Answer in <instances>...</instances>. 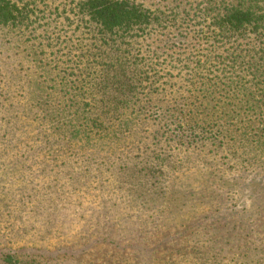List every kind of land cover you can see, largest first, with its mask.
I'll return each mask as SVG.
<instances>
[{"label": "rangeland", "instance_id": "374dc122", "mask_svg": "<svg viewBox=\"0 0 264 264\" xmlns=\"http://www.w3.org/2000/svg\"><path fill=\"white\" fill-rule=\"evenodd\" d=\"M68 1L44 0L50 10L33 33L14 32L9 44L0 42V82L8 81L0 83L3 104L30 107L33 83L43 77L39 68L64 73L80 55L78 26L53 21ZM175 35L174 28L158 31L144 43L160 50L152 64L172 83L186 68L169 55L179 51L181 59L197 60L208 47L189 34L181 49L167 50ZM199 121L202 143L174 150L162 174L153 175L134 166L161 152L153 120H139L122 134L112 132V122L110 131L91 133L70 149L47 145L55 139L47 138L48 120H0V264H264L262 252L254 251L264 246V160L244 153L231 137L223 140L221 132L237 128L227 125L235 120ZM213 136L223 143L206 141ZM14 253L19 257L9 261Z\"/></svg>", "mask_w": 264, "mask_h": 264}, {"label": "trees", "instance_id": "16d2710c", "mask_svg": "<svg viewBox=\"0 0 264 264\" xmlns=\"http://www.w3.org/2000/svg\"><path fill=\"white\" fill-rule=\"evenodd\" d=\"M164 2L148 7L136 0H69L62 12L56 8L53 21L81 30L80 55L68 62L71 66L64 73L42 65V80L33 83V105L17 107L0 100V120H48L47 138L55 139L47 145L68 149L74 141L84 144L91 133L110 131L112 122L117 121L112 132L122 134L139 120H153L152 134L161 152L153 150L155 159L145 154L134 164L153 175L162 174L174 150L202 143L199 120H235L227 125L237 128L225 127L223 140L231 137L244 153L264 160V0ZM45 10L50 5L44 0H0V42L9 44L14 32L33 33L30 28L46 18ZM171 28L177 41L167 42V50L181 49L189 34L197 43L208 44L197 60L191 55L181 59L184 53L179 51L169 55L171 62L186 68L176 83L157 76L152 60L160 50L144 45L156 32ZM3 81L6 86L8 81ZM174 87L175 92L170 90ZM3 95L0 91V98ZM2 130L11 134L13 129ZM232 132L240 136L232 137ZM214 138L206 141L223 143ZM127 166L133 167H122ZM257 250L263 256L258 261L264 260V246ZM15 257L19 255L6 256L9 261Z\"/></svg>", "mask_w": 264, "mask_h": 264}]
</instances>
